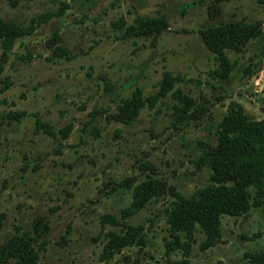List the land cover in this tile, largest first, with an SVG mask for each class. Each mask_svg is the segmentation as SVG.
<instances>
[{"label":"rangeland","instance_id":"1","mask_svg":"<svg viewBox=\"0 0 264 264\" xmlns=\"http://www.w3.org/2000/svg\"><path fill=\"white\" fill-rule=\"evenodd\" d=\"M63 1L69 7L61 15L38 21ZM263 14L257 0H0V17L34 24L31 34L14 40L0 74V88L9 83L0 90V244L43 215L49 230L36 264H242L245 252L264 249L259 206L223 215L213 246L201 250L197 231L188 256L180 249L166 253L167 195L125 219L143 226L142 246L100 257L105 233L119 228L101 224L100 217L120 220L131 200L130 189L116 186L120 180H141L149 162L157 176L188 195L208 181L209 169L195 171L192 160L199 143L215 142L229 102L264 120V27L241 52L226 51L233 68L225 79L213 74L214 56L195 32L241 17L264 20ZM160 15L167 27L153 39L124 37L116 27L119 18L127 24L135 16ZM52 34L63 51H51ZM164 72L179 78L173 88L205 110L173 116L178 103L168 92L130 124L106 122L104 115L135 87L143 96L154 93ZM9 111L25 115L8 119ZM34 118L52 134L35 131Z\"/></svg>","mask_w":264,"mask_h":264},{"label":"trees","instance_id":"2","mask_svg":"<svg viewBox=\"0 0 264 264\" xmlns=\"http://www.w3.org/2000/svg\"><path fill=\"white\" fill-rule=\"evenodd\" d=\"M257 1L264 5V0ZM67 7L69 4L63 1L55 11L40 14L38 21L46 22L50 17H57ZM32 21L27 25H20L0 17V74L3 72L14 40L33 32ZM118 21L116 27L122 28L124 37L142 35L153 39L167 27L166 20L161 15L135 16L127 24L121 18ZM263 27L262 18L247 20L241 17L207 25L195 31L205 48L214 56L216 68L213 74L217 78L225 79L233 68L226 51L241 52L249 41L263 33ZM52 35L49 40L51 51L53 53L63 51L57 44L58 35ZM178 79L164 72L157 83L156 91L148 96H143L141 89L135 87L130 95L119 99L112 112L104 115L106 122L113 120L130 124L145 105L153 107L156 100L168 92L178 103L174 107L173 116L191 117L200 114L205 110L202 104L196 103L190 96L173 88L174 81ZM8 87L9 83L6 82L0 90ZM23 115H25L23 111H9L5 117L20 120ZM39 129L52 134L46 122L34 118V130ZM92 131L97 133L94 127L91 128ZM215 136L213 144L199 143L198 154L192 160L195 171L209 169L208 181L205 185L194 188L188 195H182L164 177L157 176L154 166L149 162L142 165L143 169L149 170V174H145L141 180L125 177L116 184L118 187L131 190V200L121 211L120 220L110 214H103L100 217L101 224L109 223L119 227L117 231L109 230L105 233V243L100 257L109 258L124 247L143 245V226L129 224L125 219L142 209L153 198L167 195L170 197L163 208L168 231L164 251L168 253L180 249L184 257L188 256L197 231L203 236L199 243L201 250L219 241L220 220L223 215L240 216L251 207L259 206L264 214V120L249 117L238 102L231 101L226 105L224 114L216 124ZM30 228L16 231L0 244V259L12 260V264L37 263L39 252L46 244L45 237L49 230L47 217L43 215L34 217ZM242 264H264V249L245 252Z\"/></svg>","mask_w":264,"mask_h":264}]
</instances>
